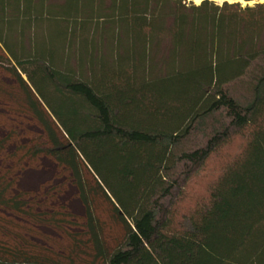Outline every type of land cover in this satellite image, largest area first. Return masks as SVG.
I'll use <instances>...</instances> for the list:
<instances>
[{
	"label": "trees",
	"instance_id": "16d2710c",
	"mask_svg": "<svg viewBox=\"0 0 264 264\" xmlns=\"http://www.w3.org/2000/svg\"><path fill=\"white\" fill-rule=\"evenodd\" d=\"M0 264H264V1L0 0Z\"/></svg>",
	"mask_w": 264,
	"mask_h": 264
},
{
	"label": "rangeland",
	"instance_id": "374dc122",
	"mask_svg": "<svg viewBox=\"0 0 264 264\" xmlns=\"http://www.w3.org/2000/svg\"><path fill=\"white\" fill-rule=\"evenodd\" d=\"M193 1L198 4L201 0H187ZM250 2H241L243 5L254 4V0H249ZM253 1V2H252ZM240 146V141H235L230 147H228L224 154L226 156L233 155L238 152ZM224 155L218 157L213 161L209 162L206 166L197 169L193 174L192 178L189 180L188 184L184 188V195L182 199H178V209L183 212H187L193 208L198 199H203L208 196L209 187L219 173V165L224 161ZM54 165L50 162L44 161L43 167L39 170L28 169L22 172L21 177L19 178V187L22 189H33L40 186L41 183L46 181H53L57 183L59 180L54 178L53 175ZM68 191L64 196L61 197V202L66 203L67 208L74 214H81L83 206L81 200L77 196L76 189L74 187H68ZM45 232L50 233L49 230L44 229ZM55 236V233H52Z\"/></svg>",
	"mask_w": 264,
	"mask_h": 264
},
{
	"label": "bare ground",
	"instance_id": "6f19581e",
	"mask_svg": "<svg viewBox=\"0 0 264 264\" xmlns=\"http://www.w3.org/2000/svg\"><path fill=\"white\" fill-rule=\"evenodd\" d=\"M197 1H199V0H197ZM219 3H221V2H223V1H225V0H217ZM226 1H229V2H235V1H239V2H244L245 0H226ZM255 2L256 1H264V0H254ZM253 2V1H252Z\"/></svg>",
	"mask_w": 264,
	"mask_h": 264
},
{
	"label": "water",
	"instance_id": "95a60500",
	"mask_svg": "<svg viewBox=\"0 0 264 264\" xmlns=\"http://www.w3.org/2000/svg\"><path fill=\"white\" fill-rule=\"evenodd\" d=\"M213 1H216V3H218V4H222V3L225 2L226 0L223 1V2H221V3H219L217 0H213ZM227 2H229V1H227ZM235 2H239V1H235ZM246 2H250V1H247V0H246ZM254 3H255V2H254Z\"/></svg>",
	"mask_w": 264,
	"mask_h": 264
}]
</instances>
